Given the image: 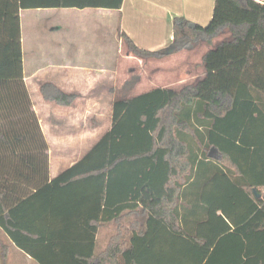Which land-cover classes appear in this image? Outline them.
Wrapping results in <instances>:
<instances>
[{"label":"trees","instance_id":"16d2710c","mask_svg":"<svg viewBox=\"0 0 264 264\" xmlns=\"http://www.w3.org/2000/svg\"><path fill=\"white\" fill-rule=\"evenodd\" d=\"M122 1L0 0V263L9 240L37 264H264V1L215 0L205 26L174 17V52L230 34L203 54V78L115 100L109 130L50 178L19 11ZM117 31L133 56L168 55ZM40 91L59 104L74 98L50 82ZM87 182L81 215L73 186ZM132 214L141 219L126 225ZM108 222L115 229L97 251Z\"/></svg>","mask_w":264,"mask_h":264},{"label":"crops","instance_id":"0c3cea01","mask_svg":"<svg viewBox=\"0 0 264 264\" xmlns=\"http://www.w3.org/2000/svg\"><path fill=\"white\" fill-rule=\"evenodd\" d=\"M214 2L215 0H123L120 10L105 8L34 9L35 12L42 11V35L34 37L37 40L42 39V45L38 47L34 44L26 60L22 52V73L32 108L37 115L48 145L50 178L57 176L82 158L109 130L112 104L115 100L122 98H116L115 94L125 89L126 86L129 88L142 87L141 79L130 84V80L126 78L123 84L118 86L121 81L119 67L122 63H119L120 57L117 53H115L117 56H112L110 52L107 39L109 33L117 32L118 39L122 42V49L124 41L118 35L119 25L137 46L150 51L162 50L173 41L172 21L174 17H185L196 24L205 26L211 19ZM25 10L32 9H20V27ZM44 18L48 23L49 20H53L54 25L44 28L46 26ZM226 33L229 38V32L226 31ZM220 34L212 38L210 45L206 44L205 38L200 37L192 45L170 53L172 55H167L169 58L166 61L178 67V75L181 74L182 79L177 81L178 84L183 83L182 86L195 84L203 78L205 69L202 56L211 45L224 39L219 37ZM85 39L87 43L84 42ZM22 45L21 32V48ZM123 55L127 56L126 53ZM129 57L136 58L133 55ZM139 75L141 73L136 76L139 78ZM46 82L52 83L65 93L74 95L73 100L69 104L47 100L40 91V86ZM157 87L181 88L150 86L134 95ZM31 92L34 93V97L31 96ZM105 112H107L106 115ZM77 148L82 149L74 152L73 150ZM58 153H61L59 157L71 156L64 168L61 167L64 158L59 161L54 159ZM73 187L75 208H77L75 210L82 215L86 212L87 206L91 204L89 202L91 198L88 199V195L92 192L93 184L78 183ZM83 194L87 196L85 204L82 200ZM140 219L141 214H132L127 218L126 225ZM114 229V222L105 223L98 229L95 241L97 251L105 247ZM101 231H105L103 238L99 237ZM6 243L8 244L6 264H14V262L37 264L11 241L6 240Z\"/></svg>","mask_w":264,"mask_h":264},{"label":"rangeland","instance_id":"374dc122","mask_svg":"<svg viewBox=\"0 0 264 264\" xmlns=\"http://www.w3.org/2000/svg\"><path fill=\"white\" fill-rule=\"evenodd\" d=\"M24 15H26V17H24ZM45 19L46 18H44V24L46 26L44 28H49L54 25L53 20H49L48 23L46 22ZM21 32L23 39L22 52H23V57L26 60L30 55L31 50L34 48V44H37L38 47L39 45L40 47L42 45V39L41 40L34 39V37H36L37 35L39 34L42 35V11L35 12L34 9L23 11V20L21 21ZM60 36L59 38H61ZM219 37L227 39L228 35L226 31L224 32L222 31ZM199 38L200 37H197L196 40H199ZM107 39L109 40L110 52L112 53V56L116 55L115 53H117L118 56L120 57L119 63L120 64L122 63V65L119 67V71L121 73L119 79L121 81L120 83H118V86H121V84H123L124 78L130 80V84L131 83L133 84V82L135 83L136 81H138V79L142 80V87L129 88V86H126L125 89H121L120 92L115 94L116 98L128 97L134 95L138 91L142 89H146L150 86H172L175 88H180L182 86L183 83L182 84L177 83V81L182 79L181 74L178 75L179 73V71H177L178 67H175L173 64L168 63L166 61L168 60L167 58H169L167 55L160 57H147V58L129 57L132 54L128 52L125 43L122 49V42L120 39H118L117 32L115 33L110 32ZM84 42L87 43V40L85 39ZM198 51H200V49ZM125 53L127 54L126 57L123 55ZM139 73H141V75H139L140 77L138 78L136 75ZM37 95L39 96V93H37ZM31 96L34 97L33 92H31ZM106 114L107 112H105V115ZM81 149L82 148H77L74 149L73 151L76 152V151H80ZM59 156H61V153L55 155L54 159H57L59 161L61 158H64L63 159L64 162L62 161L61 167L62 168L66 167L67 161L70 159L71 156H67V157H59ZM104 232L105 231L100 232V236H99L100 238L104 237ZM14 264H18V263L14 262Z\"/></svg>","mask_w":264,"mask_h":264},{"label":"water","instance_id":"95a60500","mask_svg":"<svg viewBox=\"0 0 264 264\" xmlns=\"http://www.w3.org/2000/svg\"><path fill=\"white\" fill-rule=\"evenodd\" d=\"M173 50H174V44L171 43V44L168 46V48L165 49V52H166V54H170V53L174 52ZM211 151H212V149H211ZM211 151H210V152H211Z\"/></svg>","mask_w":264,"mask_h":264}]
</instances>
